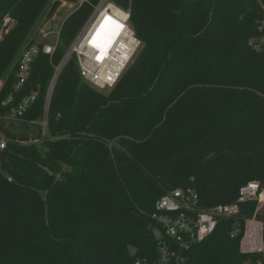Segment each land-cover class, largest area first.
<instances>
[{"label": "trees", "instance_id": "trees-1", "mask_svg": "<svg viewBox=\"0 0 264 264\" xmlns=\"http://www.w3.org/2000/svg\"><path fill=\"white\" fill-rule=\"evenodd\" d=\"M65 1L79 5L55 53L35 58L28 82L3 106L36 20L61 0H0V30L6 15L17 21L0 38V114L37 89L23 118L44 116L55 66L100 0ZM113 1L131 9L141 41L116 85L85 81L72 55L51 95V138L9 134L0 151V264H155L153 214L168 190L193 185L212 207L236 202L249 181L264 188V51L249 45L264 0ZM257 207L241 203L240 218L222 219L187 264H264V254H242L241 235L231 236Z\"/></svg>", "mask_w": 264, "mask_h": 264}, {"label": "built area", "instance_id": "built-area-1", "mask_svg": "<svg viewBox=\"0 0 264 264\" xmlns=\"http://www.w3.org/2000/svg\"><path fill=\"white\" fill-rule=\"evenodd\" d=\"M130 13V8H123L113 0H100L93 5L91 15L70 47V55H75L78 59L81 76L98 89L108 90L116 85L141 45L130 24ZM104 14L116 22L114 30H119V35L115 44L101 55V49L92 44V38ZM16 23L13 16L6 15L0 30V38H3L7 30ZM47 38L48 34H44L42 41L30 43L22 50L13 89L2 101L3 106L11 104L14 101V94L28 82L35 58L41 53L50 56L55 53L58 42L52 43ZM249 45L257 52L264 51V15L258 20L256 32L250 38ZM67 61L68 58H64L55 66V73L46 96L44 116L38 121H32L42 128V137L31 139L29 142H42L51 138L48 130L51 95ZM3 83L4 81L0 80V91ZM38 97L39 91L32 90L18 105L0 114V121H25L23 115ZM10 141L12 139L0 128V151L4 150ZM252 200L258 201L255 215L245 218L243 228L235 224L231 231L233 238L241 235L239 248L245 255L264 254V221L257 215L264 208V188L259 181L253 180L242 185L236 202L212 207L200 204L199 191L193 185L168 190L158 200L153 214L156 225L152 226V231L159 242V258L155 264H187L188 252L193 246L208 239L222 219L238 220L241 203Z\"/></svg>", "mask_w": 264, "mask_h": 264}, {"label": "rangeland", "instance_id": "rangeland-1", "mask_svg": "<svg viewBox=\"0 0 264 264\" xmlns=\"http://www.w3.org/2000/svg\"><path fill=\"white\" fill-rule=\"evenodd\" d=\"M79 5V2H68L65 0H61V4L58 6L57 10L53 15H48V11L50 7H46L44 11L41 13L40 17L36 20V23L26 41V44L23 46L22 50L30 43V42H40L43 40L44 34H48L47 40L55 43L59 40V34L61 25L66 18V16L72 12L77 6ZM16 25V24H15ZM12 26L7 32L4 34V36L15 27ZM85 23L79 30L77 36L81 32L82 28L84 27ZM3 36V37H4ZM76 36V37H77ZM75 37V39H76ZM74 39V41H75ZM73 41V42H74ZM72 45V44H71ZM71 47V46H70ZM21 50V52H22ZM72 55H70V48L68 49L66 55L64 58H70ZM0 128L9 136V134L15 135L18 137L20 141L23 138H30L35 139L39 129L40 125L37 123H27L25 121H15V122H6V121H0ZM261 214H264V208L261 210Z\"/></svg>", "mask_w": 264, "mask_h": 264}, {"label": "bare ground", "instance_id": "bare-ground-1", "mask_svg": "<svg viewBox=\"0 0 264 264\" xmlns=\"http://www.w3.org/2000/svg\"><path fill=\"white\" fill-rule=\"evenodd\" d=\"M115 24L116 22L112 21L111 17L107 16V14H104L97 25V29H95V34L92 38V44L96 48L101 49V55L105 53L109 47L115 44L118 38L119 30H114L116 27Z\"/></svg>", "mask_w": 264, "mask_h": 264}]
</instances>
